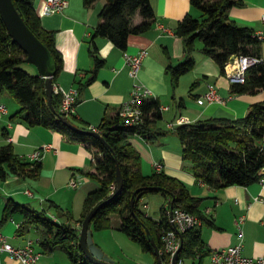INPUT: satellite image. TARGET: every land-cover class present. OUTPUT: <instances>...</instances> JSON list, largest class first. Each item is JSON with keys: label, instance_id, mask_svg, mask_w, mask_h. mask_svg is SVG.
<instances>
[{"label": "crops", "instance_id": "crops-1", "mask_svg": "<svg viewBox=\"0 0 264 264\" xmlns=\"http://www.w3.org/2000/svg\"><path fill=\"white\" fill-rule=\"evenodd\" d=\"M46 1L35 0L37 14L45 29L56 32V46L63 56L64 67L56 84L66 91L79 90L76 120L90 129H98L106 118L118 116L122 106L131 99L135 83L140 82L148 87L153 92L149 101H156L161 107V118L153 126L154 134L158 137L152 141L141 136L129 139V143L141 155L143 174L153 175L157 172L155 165L161 164L162 171L181 180L192 196L205 199L202 210L215 223V227H202V238L210 254L242 245L246 258L264 257V182L248 187L232 186L215 190L198 181L192 164L184 160V147L175 133L177 127H170L181 117L189 119L191 123L212 118H245L253 104L264 102V91L257 95L233 94L232 83L217 62L205 55V46L200 41L197 42L193 57L194 69L174 83L169 67H177L186 60L185 41L177 35L179 23L187 15L195 18L202 16L200 11L192 7L191 0H151L156 22L149 32L132 35L127 51L118 49L107 38H98L97 54L105 61V65L94 80L92 71L95 60L90 41L101 23L100 12L105 1L86 7L84 0H67L69 7L65 11L48 16L43 14ZM231 1L238 3L228 12L232 20L255 32L264 31V0ZM134 22L139 25L143 19L137 15ZM143 50L148 51V56L136 81L130 76L124 54L137 55ZM258 54L264 59V42L260 43ZM89 80L93 81L86 86ZM209 84L218 86L219 94L226 104L198 103V99L207 93ZM6 95L0 94V103L6 104L9 111L0 121V144H12L16 155L25 160L45 145H53L54 150L44 154L39 177L10 175L0 181V223L7 205L14 202L35 211L46 212L55 223L71 224L80 230L84 203L89 194L101 187L99 180L88 176L96 173L92 149L88 144L70 140L61 132L43 127L32 128L12 120L20 106H15ZM10 104L13 109L9 108ZM8 138L13 141L9 142ZM73 178L80 182L77 188L70 185ZM146 200L144 198L140 206L149 209ZM167 203L166 199L162 206L165 207ZM145 214L151 218L148 213ZM241 219H244L243 233L238 226ZM13 220L0 226L13 246L23 247L30 240L44 237V230L35 225L26 233H19V226L25 221L22 213H16ZM153 220L160 222L162 218ZM36 250L41 254L38 264H70L66 244L53 250H44L36 244ZM210 254L201 262H190L212 264ZM150 255L147 264H156V258ZM0 264L20 263L7 254H0Z\"/></svg>", "mask_w": 264, "mask_h": 264}, {"label": "trees", "instance_id": "trees-1", "mask_svg": "<svg viewBox=\"0 0 264 264\" xmlns=\"http://www.w3.org/2000/svg\"><path fill=\"white\" fill-rule=\"evenodd\" d=\"M16 8L30 29L51 51L58 65V74L64 67L63 56L56 46V32L44 28L37 14L35 0H13ZM101 0H84L86 7H92ZM100 12L101 23L91 38V51L95 60L92 71L93 80L104 67L105 61L97 54L96 40L109 39L115 47L127 51L132 35L149 32L156 15L151 0H104ZM192 7L201 12V18L187 15L179 23L177 35L185 41L186 60L177 67H169L174 83L191 72L195 67L194 54L197 42L204 43L205 55L212 57L223 70L234 57L255 56L259 42L255 31L240 26L232 20L229 10L238 5L231 0H191ZM140 15L143 22L135 25ZM26 54L13 43L7 27L0 15V94L7 93L20 106L12 120L20 121L32 128L43 127L68 136L70 140L88 144L94 154L96 173L88 174L101 183L100 189L89 194L84 203L80 225L88 215L104 202H111L101 209L93 220L92 231L101 232L112 229V219L121 220L119 231L138 243L145 253L156 255L154 240L160 251L163 250L162 237L170 230L169 219L162 208L160 222L146 216L140 209L141 201L151 194H164L168 204L174 209H183L199 216L204 225L215 227L212 219L203 212L205 199L191 195L187 186L179 179L165 172H156L145 176L142 172L140 153L129 143L133 136H141L152 141L154 124L161 118V107L156 101L143 104L145 122L139 126L127 127L121 117L106 118L99 126L102 139L88 133L76 132L64 122L68 118L72 124L83 131L93 132L89 126L76 120L75 115L67 117L61 113L62 97L54 95L52 109L46 92V81L39 75H32L22 66L26 64ZM55 78V84L57 83ZM93 80H89V85ZM82 84V83H80ZM233 94L257 95L264 91V64L253 67L246 83L232 84ZM176 135L184 147V160L192 164V170L198 181L215 190L232 186L248 187L264 179V102L253 104L249 114L241 119L212 118L176 128ZM6 134H3L4 137ZM41 162H31L16 155L12 144H0V181L10 175L37 178L42 172ZM118 169L123 175V187L118 190ZM116 195V196H115ZM16 213H22L25 221L19 227V233H26L31 226L41 227L44 237L40 246L44 250H53L59 245L71 243L66 247L70 264H88L80 249V230L71 224H58L39 212L10 202L0 226L10 221ZM75 227V228H74ZM210 252L202 238V228L184 237V248L180 259L201 262ZM164 262L166 255L161 256Z\"/></svg>", "mask_w": 264, "mask_h": 264}, {"label": "built area", "instance_id": "built-area-1", "mask_svg": "<svg viewBox=\"0 0 264 264\" xmlns=\"http://www.w3.org/2000/svg\"><path fill=\"white\" fill-rule=\"evenodd\" d=\"M68 7L69 2L67 0H47L43 14L48 16L53 13H62ZM262 21L264 23V15ZM255 38L263 43L264 31L256 32ZM147 56V50H143L137 55H132L127 52L124 54L126 65L130 70V76L136 81L140 78L143 62ZM261 64H264V59L262 57H234L226 65L225 75L232 84H244L246 83L249 71L253 67ZM54 94L62 97L61 113L63 115L67 117L76 115L79 99L78 89L66 91L60 87V85L55 84ZM152 97L153 92L148 87L140 82L135 83L131 99L122 106L119 112V116L125 122L124 124L127 127L139 126L145 122V113L142 107L144 102L149 101ZM198 103L200 105H224L226 104V100L220 96L216 84H209L207 93L198 99ZM8 112L7 105L0 103V121L8 114ZM189 124H192L189 119L181 117L175 123H172L170 127L175 128ZM91 130L99 132V130L95 128H91ZM8 141L12 142L13 139L8 138ZM53 150V145H45L37 149L28 160L31 162H41L44 154ZM155 167L157 172H162L163 166L161 164H156ZM262 182H264V179ZM70 185L73 188H77L80 185V182L78 179L73 178ZM30 195L32 196L31 193ZM207 213L210 214V210H208ZM165 214L169 219L171 228L165 232L162 237L163 250L161 251V254L167 256V259L162 264H186L183 259L179 258L180 253L184 248V237L189 233L202 228L204 222L199 216L180 208L174 209L168 203L165 206ZM10 221L14 222L13 218H11ZM243 222L244 219L238 221L241 233H243ZM79 229L81 231L82 225H79ZM36 244H40V239L30 240L23 247H15L9 242L7 235L0 227V254H7L20 264H38L41 254L37 252ZM210 255L214 264H264V257L257 259L246 258L243 255L242 245L213 251Z\"/></svg>", "mask_w": 264, "mask_h": 264}, {"label": "water", "instance_id": "water-1", "mask_svg": "<svg viewBox=\"0 0 264 264\" xmlns=\"http://www.w3.org/2000/svg\"><path fill=\"white\" fill-rule=\"evenodd\" d=\"M0 15L7 27L13 43L18 45L20 49L26 54V63L35 66L39 72V76L46 81V92L49 98V103L52 107V100L54 97L55 78L58 74V65L51 51L44 45V43L37 37V35L30 29L26 21L16 8L13 0H0ZM52 109H54L52 107ZM65 124L72 130L81 133H88L95 137L105 138L99 132H86L71 123L68 118L63 119ZM123 187V175L118 169V190L116 195ZM115 195V196H116ZM110 201L104 202L97 206L86 218L82 225L80 233V249L82 250L85 261L88 264H116V262L107 256L103 250L95 243L93 239V231L91 225L93 220L98 215L99 211L108 205ZM155 247L156 255L162 264L161 251L156 242L152 240Z\"/></svg>", "mask_w": 264, "mask_h": 264}, {"label": "rangeland", "instance_id": "rangeland-1", "mask_svg": "<svg viewBox=\"0 0 264 264\" xmlns=\"http://www.w3.org/2000/svg\"><path fill=\"white\" fill-rule=\"evenodd\" d=\"M22 68L32 75H39L37 68L31 64L26 63ZM6 96L10 98L15 106H18L15 99L11 98L9 95ZM9 108L13 109V105L10 104ZM146 198V203L149 204V209L145 208L144 205H141L140 209L143 212L148 213L153 219H161L162 205L166 202L165 195L162 193L151 194ZM112 225V229H107L101 232L93 231V239L95 243H98L103 252L113 259L116 264H147L151 259L150 253H145L138 243L132 241L127 235L119 231L121 225L119 217H113ZM71 245L72 244L69 242L66 243V247L70 248ZM186 264H191V262L187 261Z\"/></svg>", "mask_w": 264, "mask_h": 264}]
</instances>
